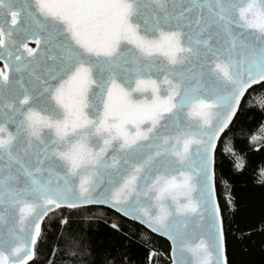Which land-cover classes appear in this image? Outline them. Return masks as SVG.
<instances>
[{
  "label": "snow or ice",
  "instance_id": "6c2138e0",
  "mask_svg": "<svg viewBox=\"0 0 264 264\" xmlns=\"http://www.w3.org/2000/svg\"><path fill=\"white\" fill-rule=\"evenodd\" d=\"M254 86L264 0H0V264L86 205L166 237L171 264H229L217 142Z\"/></svg>",
  "mask_w": 264,
  "mask_h": 264
},
{
  "label": "trees",
  "instance_id": "16d2710c",
  "mask_svg": "<svg viewBox=\"0 0 264 264\" xmlns=\"http://www.w3.org/2000/svg\"><path fill=\"white\" fill-rule=\"evenodd\" d=\"M255 87L242 102L246 105L243 115L234 120L235 127L230 125L231 132L226 130L216 151V189L226 217L229 264H264V139L252 140V136H264V111L256 104L264 89ZM229 197L231 204H227ZM56 215L52 222L45 219L29 264H111L112 257L122 264L171 262L167 240L113 210L65 208ZM65 218L68 224L60 222ZM113 223L117 229L111 227ZM75 249L80 250L74 255Z\"/></svg>",
  "mask_w": 264,
  "mask_h": 264
},
{
  "label": "water",
  "instance_id": "95a60500",
  "mask_svg": "<svg viewBox=\"0 0 264 264\" xmlns=\"http://www.w3.org/2000/svg\"><path fill=\"white\" fill-rule=\"evenodd\" d=\"M30 46H32V47H35V45L34 44H30ZM255 87V86H254ZM247 94V93H246ZM245 94V95H246ZM243 100L244 99H242V101H241V104H242V102H243ZM235 120V119H234ZM230 127V126H229ZM223 136V134L221 135V137ZM221 139V138H220ZM220 141V140H219ZM219 141L217 142V147H218V144H219ZM217 151V150H216ZM216 197H217V200H218V196H217V189H216ZM89 206H98V207H104V208H107V209H110V210H113V209H111V208H108V207H106V206H102V205H86V206H82V207H80V208H83V207H89ZM114 212H115V210H113ZM117 213V212H116ZM119 215H121L120 213H118ZM221 215H222V212H221ZM122 216V215H121ZM124 218H126V219H128V220H131V221H133V222H137L138 224H140V225H142L144 228H146L147 230H149L151 233H153V234H155V235H157V236H159V237H162V238H164L165 240H167L168 242H169V244H170V247H171V242L166 238V237H164V236H162V235H159V234H157V233H154V232H152L150 229H148L145 225H143V224H141L140 222H138V221H136V220H133V219H130V218H128V217H125V216H123ZM47 218V217H46ZM45 218V219H46ZM45 221V220H44ZM44 223V222H43ZM43 223H42V225H41V231H42V226H43ZM225 255H226V245H225ZM170 256H171V249H170ZM34 259V258H33ZM31 262V261H30ZM170 264H171V262H170Z\"/></svg>",
  "mask_w": 264,
  "mask_h": 264
}]
</instances>
